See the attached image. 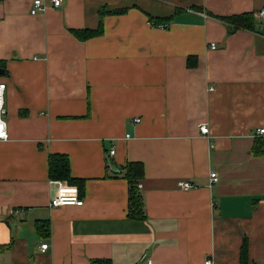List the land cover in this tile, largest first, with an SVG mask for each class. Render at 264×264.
<instances>
[{"label":"crops","instance_id":"crops-1","mask_svg":"<svg viewBox=\"0 0 264 264\" xmlns=\"http://www.w3.org/2000/svg\"><path fill=\"white\" fill-rule=\"evenodd\" d=\"M43 1L30 15L33 0H0V264H239L244 238L264 264V0ZM100 10L124 12L76 39ZM241 14L254 30L215 18ZM50 155L68 157L74 183L49 178ZM74 194L82 206H49Z\"/></svg>","mask_w":264,"mask_h":264},{"label":"trees","instance_id":"trees-1","mask_svg":"<svg viewBox=\"0 0 264 264\" xmlns=\"http://www.w3.org/2000/svg\"><path fill=\"white\" fill-rule=\"evenodd\" d=\"M124 10L113 11V12H105L99 11V24L96 30H83V31H75L72 30V35L78 39L79 41H84L89 38L97 37L102 35L103 27H102V18L105 15H119L122 14ZM216 19L224 22L230 27V32L232 30L244 29L248 31H252L255 28L256 24V16L254 14H241L237 16L231 17H215ZM153 22V25L158 26L161 24L167 25L171 19L165 18L161 20H150ZM187 66L192 67L193 63H191V58L187 60ZM2 69V66H0ZM123 178L128 183V217L132 220L141 221L144 220L145 214L143 209V201L142 195L139 192L137 185L139 181L142 179L144 175L143 165L140 162H132L126 164L124 168H122ZM48 176L51 180L57 181H66L68 183H74V179L70 176V167L68 157L63 155H50L48 157ZM100 263V261H94L92 264ZM239 264H249L248 258V242L244 238L241 249H240V257Z\"/></svg>","mask_w":264,"mask_h":264},{"label":"built area","instance_id":"built-area-1","mask_svg":"<svg viewBox=\"0 0 264 264\" xmlns=\"http://www.w3.org/2000/svg\"><path fill=\"white\" fill-rule=\"evenodd\" d=\"M50 4L54 8H58L62 1L61 0H49ZM48 9V6L45 4L43 0H33L32 6L30 9V15H36L37 13H44ZM257 17L260 20L264 21V6L259 10ZM210 49H215V44H210L209 46ZM213 89L210 88V91ZM5 92H6V84L4 82H0V140L1 141H6L8 140V132H7V125L4 120V97H5ZM135 123H139V119L134 120ZM199 131L202 136H206L209 133V129L207 125L202 124L199 126ZM264 134V129H259L256 132V135L254 136H261ZM128 137V136H126ZM114 150H110L109 156L114 155ZM209 185H213L216 183V175L214 173H210L209 175ZM140 189V185L137 186ZM178 187L181 190H190L194 188L195 186L191 184L190 182H179ZM83 205V200L78 198L77 195H61L54 197L50 200L49 206L51 208H57V207H62V206H82ZM48 248V244H43L40 246L41 251H45ZM145 264H154L152 259L149 257H146L144 259ZM205 264H210V261H207Z\"/></svg>","mask_w":264,"mask_h":264},{"label":"water","instance_id":"water-1","mask_svg":"<svg viewBox=\"0 0 264 264\" xmlns=\"http://www.w3.org/2000/svg\"><path fill=\"white\" fill-rule=\"evenodd\" d=\"M0 74H2V71L0 70Z\"/></svg>","mask_w":264,"mask_h":264}]
</instances>
